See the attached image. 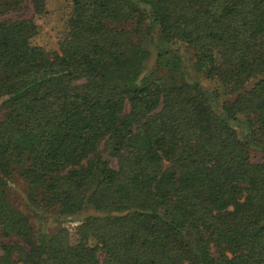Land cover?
<instances>
[{"label":"trees","instance_id":"16d2710c","mask_svg":"<svg viewBox=\"0 0 264 264\" xmlns=\"http://www.w3.org/2000/svg\"><path fill=\"white\" fill-rule=\"evenodd\" d=\"M25 2L0 0V264H264V0H68L52 50Z\"/></svg>","mask_w":264,"mask_h":264},{"label":"rangeland","instance_id":"374dc122","mask_svg":"<svg viewBox=\"0 0 264 264\" xmlns=\"http://www.w3.org/2000/svg\"><path fill=\"white\" fill-rule=\"evenodd\" d=\"M45 1V11L40 15H35V21L38 25V33L36 37L33 39V42L45 47L48 50H52L57 48V43L60 38H62L65 32V22L70 11V3L68 0H44ZM33 8L29 0L23 4V7L16 11L12 12L8 15V17L12 19H22L29 18L32 16ZM149 49V57L145 62V70L149 71L155 63L156 52L153 47ZM183 65L188 71L189 77L200 82L202 87L207 90H211L213 85L209 83L206 79H204L203 75L197 71H195L191 64L189 63L187 56L183 53L181 54ZM238 129L239 137H242L241 130ZM105 159H107L112 167L116 166V161L113 157L107 154V152L103 153ZM252 158L254 160H259L260 156L258 153L253 152ZM25 193L26 189L24 186L18 181L14 180V182L10 183L9 188V197L13 203H15L16 207L19 208L22 212L27 213L35 225L36 228L40 226H48L50 228L57 227L58 224L54 222L53 218L46 216V218L39 219L36 217L30 208L26 205L25 201ZM86 213H91L90 211ZM81 215L80 217H82ZM76 220L71 222H63L61 226H66L71 232H73V227L76 225ZM60 225V224H59ZM1 253V252H0Z\"/></svg>","mask_w":264,"mask_h":264}]
</instances>
